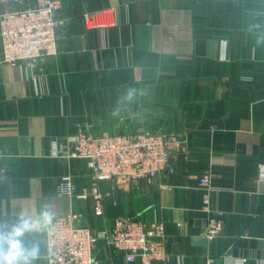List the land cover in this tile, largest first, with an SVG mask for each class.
I'll return each mask as SVG.
<instances>
[{
    "label": "crops",
    "instance_id": "0c3cea01",
    "mask_svg": "<svg viewBox=\"0 0 264 264\" xmlns=\"http://www.w3.org/2000/svg\"><path fill=\"white\" fill-rule=\"evenodd\" d=\"M102 10L107 27L85 28L83 15ZM57 21L58 55L0 66V222L49 204L93 231L123 217L161 223L165 259L152 264H264V0H61ZM144 130L185 141L153 185L101 184L102 217L90 199L55 194L63 176L90 181L71 136ZM210 220L221 231L208 239ZM24 240H39L35 264H47L44 232ZM95 259L129 264L105 241Z\"/></svg>",
    "mask_w": 264,
    "mask_h": 264
},
{
    "label": "built area",
    "instance_id": "2783aa9c",
    "mask_svg": "<svg viewBox=\"0 0 264 264\" xmlns=\"http://www.w3.org/2000/svg\"><path fill=\"white\" fill-rule=\"evenodd\" d=\"M11 1L12 10L0 11V66H33L47 56L58 55L61 48L56 29L61 0ZM111 11L85 13L84 27H107L100 19ZM69 142L74 148L72 157L83 163L90 181L77 187L72 176H63L55 187V194L90 199L96 217L103 216L102 202L110 194L101 184H110L125 193L141 182L153 185L162 176L172 154L181 152L185 146V141L173 134L151 130L101 136L80 132L71 136ZM258 179L264 181V166H259ZM199 183L208 190L212 188L208 174L202 175ZM208 203L205 198V209ZM79 220V215L71 211L56 216L50 229L44 231L47 264H97L95 253L103 241L122 254L129 264L136 261L152 264L165 259L166 236L161 223L123 217L116 219L109 230L93 231L80 225ZM220 231V222L210 220L206 238L211 239Z\"/></svg>",
    "mask_w": 264,
    "mask_h": 264
},
{
    "label": "clouds",
    "instance_id": "9594fccd",
    "mask_svg": "<svg viewBox=\"0 0 264 264\" xmlns=\"http://www.w3.org/2000/svg\"><path fill=\"white\" fill-rule=\"evenodd\" d=\"M55 217L52 206L45 204L36 217L21 212L12 223L0 222V264H35L41 258L40 242L26 243L24 237L49 230Z\"/></svg>",
    "mask_w": 264,
    "mask_h": 264
},
{
    "label": "water",
    "instance_id": "95a60500",
    "mask_svg": "<svg viewBox=\"0 0 264 264\" xmlns=\"http://www.w3.org/2000/svg\"><path fill=\"white\" fill-rule=\"evenodd\" d=\"M198 244H199V245H203V244H205V240H201V241H199Z\"/></svg>",
    "mask_w": 264,
    "mask_h": 264
}]
</instances>
